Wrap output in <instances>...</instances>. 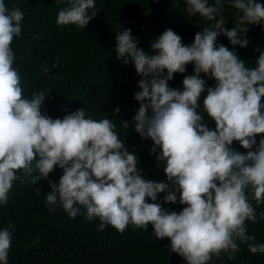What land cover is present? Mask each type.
I'll list each match as a JSON object with an SVG mask.
<instances>
[{"label":"clouds","instance_id":"1","mask_svg":"<svg viewBox=\"0 0 264 264\" xmlns=\"http://www.w3.org/2000/svg\"><path fill=\"white\" fill-rule=\"evenodd\" d=\"M225 4L235 10L231 28L225 27ZM95 5L96 0H67L56 23L86 28L99 11ZM184 6L188 16L210 22L191 43L166 28L152 38L149 54L130 28L115 31L116 58L131 62L139 77L131 126L152 141L149 153H155L165 174L156 181L141 174L135 149L125 146L111 119H93L85 108L53 118L41 110L49 93L23 94L11 42L21 34L24 13L0 0V205L7 204L13 182L21 179L18 173L35 183L58 167L62 174L48 181L44 194L50 210L60 206L75 218L83 209L88 220H99V229L110 225L123 232L129 224L151 225L150 234L163 242L167 238L169 251L185 264H208L221 252L233 259L241 244L253 254L264 253V243L253 242L245 223L257 221L250 200L264 202V135L257 143V134L264 133V48L254 49L259 56L249 66L235 47L218 42L223 35L229 45L246 47L248 25L264 28V5L184 0ZM188 64L192 74L183 76L181 87H171L168 81L185 73ZM119 111L117 106L112 113ZM120 125L127 130L129 121L121 119ZM234 141L246 151L236 150ZM168 202L184 206L176 211L178 204L170 209ZM14 230L11 223L0 227V264H8Z\"/></svg>","mask_w":264,"mask_h":264},{"label":"trees","instance_id":"2","mask_svg":"<svg viewBox=\"0 0 264 264\" xmlns=\"http://www.w3.org/2000/svg\"><path fill=\"white\" fill-rule=\"evenodd\" d=\"M260 2L264 5V0ZM5 3L24 13L21 34L11 42L23 94L30 97L33 91L40 90L49 93L41 110L53 118L85 108L93 119H111L125 146L135 149L141 174L148 179L164 180L162 164L156 161L155 153H149L151 139L141 138L131 126V117L139 104L133 98L139 77L131 62L125 65L116 58L115 31L130 28L138 46L152 54L149 47L152 38L166 28L173 29L188 44L195 32L210 22L198 15L188 16L184 0H96L99 11L86 28L56 23L57 13L67 0H5ZM222 14L228 21L225 27H233L235 10L225 4ZM246 37L249 43L244 48L229 45L223 35L218 42L235 47L238 56L251 66L259 56L254 49L264 48V28L248 25ZM189 74L191 64L186 66L185 73H174L168 83L174 88L181 87L183 76ZM200 75L203 77V73ZM204 78L207 85H213L212 79ZM203 95L206 93H202L201 99ZM117 106L119 113H112ZM204 117L207 126L214 128V121L206 114ZM121 119L129 121L127 130L121 127ZM261 135L264 133L257 134V143ZM233 147L246 151L235 141ZM61 174L62 169L57 167L48 179L31 183L30 178L18 173L23 182L14 181L7 204L0 205V227L11 223L15 229L8 264H185L180 255L169 251L167 238L163 242L150 234L151 225L141 229L129 224L123 232L110 225L99 229V220H88L83 209L75 218H70L60 206L50 210L44 194L50 190L48 181L56 182ZM163 195L159 193L158 198ZM250 202L257 221H245L247 232L256 237L254 243H264V219L259 216L260 211L264 212V202L259 205L254 200ZM164 204L170 209L178 204L176 211L184 206ZM208 264H264V253L253 254L246 244H241L235 258L229 259L221 252L213 255Z\"/></svg>","mask_w":264,"mask_h":264}]
</instances>
